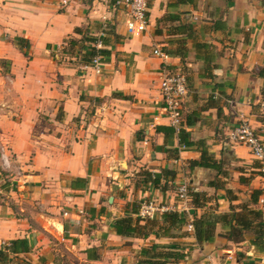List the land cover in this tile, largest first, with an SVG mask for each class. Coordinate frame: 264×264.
<instances>
[{
    "label": "crops",
    "instance_id": "1",
    "mask_svg": "<svg viewBox=\"0 0 264 264\" xmlns=\"http://www.w3.org/2000/svg\"><path fill=\"white\" fill-rule=\"evenodd\" d=\"M103 17L107 55L96 74L84 63L87 43H67L95 37ZM126 21L102 0H0V146L19 170L12 178L0 170V244L25 239L30 248L10 264H53L60 245L83 264H141L139 251L152 244L180 248L183 258L166 264H264V236L228 240L233 221L216 222L201 244L187 225L175 239L113 229L128 215L138 225L158 220L134 210L148 201L175 208L182 182L205 198L188 205L197 218L264 213L249 205L250 191H262L264 160L227 139L241 122L264 132V0H148L144 32L129 35ZM15 38L27 42L25 55ZM164 65L185 76L181 130L194 146L178 144L162 110ZM202 145L217 169L189 167Z\"/></svg>",
    "mask_w": 264,
    "mask_h": 264
},
{
    "label": "trees",
    "instance_id": "2",
    "mask_svg": "<svg viewBox=\"0 0 264 264\" xmlns=\"http://www.w3.org/2000/svg\"><path fill=\"white\" fill-rule=\"evenodd\" d=\"M109 31L105 30V33ZM105 36L101 38L102 47L105 46ZM93 38L83 37L80 42L68 41V47L73 48L77 46L79 49H82L83 43L93 42ZM15 45L23 50L24 55L27 50V42L20 38L14 39ZM68 49V50H69ZM64 53V52H63ZM107 55V51L103 48L100 50L89 49V52L84 55V63L88 64L90 58L94 55ZM264 98V95H262ZM159 130V128H156ZM189 135L181 130L178 133V144L184 147L194 146V142L189 140ZM210 154L207 152L205 146H200V159L198 161L189 162V167H200V168H211L217 169V165L214 161H210ZM161 175V174H160ZM173 175V174H172ZM159 179V174L155 175L153 178V183L157 182ZM260 191L252 190L249 193V205L255 204ZM189 203L192 206V209L195 210L203 206L205 198L199 193L190 192L188 189ZM248 205V204H246ZM245 206H243L244 208ZM135 212L138 211L134 210ZM132 212V213H135ZM264 213L259 210H253L251 208H244L239 213L232 214H221L215 216L218 221L211 220L208 216L196 217L195 212L192 214H187L183 212L176 211H166L159 215L158 220L145 221L143 225H138L139 219L135 220V223H132L131 217L124 216L123 218L117 219L113 223V229L115 233L122 237H142L146 238L150 234L154 235L156 238H168L175 239L178 237L186 236L187 232L183 231V227L190 224L192 227V236L197 244L209 243L213 239V228L216 222L222 224H229L230 221L234 222V225L229 224V230L226 233V238L228 240H242V237L245 233H251L255 237V241L259 243L264 236ZM187 216L191 217V221L188 222ZM148 229V230H147ZM30 248L25 239H16L11 240L6 243V246L0 250V264H10V256L23 254L29 252ZM180 248L176 244H171L166 247H160L156 244H152L148 248H142L139 251L142 260L141 264H166L170 261L175 262L183 258V254L179 252Z\"/></svg>",
    "mask_w": 264,
    "mask_h": 264
},
{
    "label": "built area",
    "instance_id": "3",
    "mask_svg": "<svg viewBox=\"0 0 264 264\" xmlns=\"http://www.w3.org/2000/svg\"><path fill=\"white\" fill-rule=\"evenodd\" d=\"M104 5L110 11L123 10L127 15V21L125 24L126 32L129 35L133 33L144 32L147 28V10L148 0H102ZM102 26L99 33L93 37L94 41L87 43L89 49L100 50L102 49L101 38L105 36V30L107 29V20L102 18ZM153 55L159 58L162 62L168 60V56L163 53L159 48H154ZM88 66L99 74L101 63L100 56L94 55L88 64ZM186 79L185 76L178 72H171L167 70L164 65L160 71L158 80V94L162 103V110L168 121V125L174 130L175 133H179L182 129V112L184 98L186 96ZM259 114L264 120V98L258 102ZM228 142L232 146H243L248 150L249 155L256 161L264 160V132L260 134L253 129L248 123L241 122L233 127L227 134ZM13 160L6 154L3 147L0 146V169L7 173L8 176H19V170L13 165ZM261 168V172H262ZM175 199L178 205L175 208H164L154 204L153 202H142L138 208V215L141 218L151 219L155 214L163 213L166 211H178L187 213L189 205L188 186L186 183H180L175 189ZM258 205L264 208V185L262 191L257 200ZM64 215V214H63ZM187 231H191L190 224L186 226ZM5 243L0 244V250L5 247ZM205 264H215L211 260H207Z\"/></svg>",
    "mask_w": 264,
    "mask_h": 264
},
{
    "label": "rangeland",
    "instance_id": "4",
    "mask_svg": "<svg viewBox=\"0 0 264 264\" xmlns=\"http://www.w3.org/2000/svg\"><path fill=\"white\" fill-rule=\"evenodd\" d=\"M2 172H4V171H2ZM4 174H7V173L4 172ZM7 179H9V177H7ZM7 179H5V180H7ZM43 235L45 237L47 246H49L48 242H51V244H52V241L50 240L51 238L47 235V233H44ZM47 240H48V242H47ZM51 249H55L54 252L52 251L53 258H54L53 264H83L78 259L77 256L73 255L74 253H70V252L65 251L61 245L59 247L58 246H53Z\"/></svg>",
    "mask_w": 264,
    "mask_h": 264
}]
</instances>
